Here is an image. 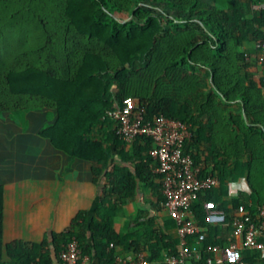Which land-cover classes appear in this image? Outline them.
Wrapping results in <instances>:
<instances>
[{"label":"trees","instance_id":"1","mask_svg":"<svg viewBox=\"0 0 264 264\" xmlns=\"http://www.w3.org/2000/svg\"><path fill=\"white\" fill-rule=\"evenodd\" d=\"M51 1L62 25L45 36V44L28 47L25 41V46L0 53V95L15 94L17 110L52 109L54 119L40 129V136L57 150L88 161L93 182H105L89 222L74 219L64 231L49 232L38 243H4L0 190V264H53V256L59 259L72 239L88 264H116L119 246L134 255L143 253L145 261L177 255V238L165 244L153 218L140 225L144 237L139 240L113 228L117 212L110 205L129 202L136 179L165 212L161 176L148 154L152 142L123 141L108 116L128 97L138 100L143 122L163 116L186 124L190 139L184 152L200 177L218 181L193 206L196 224L205 228L196 264H206V246L233 241L236 208L244 206L253 219L264 204V84L244 49L247 43L264 41V8L252 9L264 0ZM10 10L9 1L0 0V26ZM6 26L15 37V28ZM3 37L0 27V42ZM250 54H258L255 47ZM115 154L129 168L114 166L103 173ZM239 179L249 193L231 198L229 184ZM208 200L224 212L223 223H205L203 203ZM169 225L175 230L173 221ZM164 227L167 232L168 224ZM242 257L259 264L256 251L244 250Z\"/></svg>","mask_w":264,"mask_h":264},{"label":"crops","instance_id":"2","mask_svg":"<svg viewBox=\"0 0 264 264\" xmlns=\"http://www.w3.org/2000/svg\"><path fill=\"white\" fill-rule=\"evenodd\" d=\"M262 8L264 2L252 5L254 12ZM254 46H244L251 57L249 59L253 57L250 53ZM256 71L259 77L263 73L259 66ZM16 105L15 94L6 91L0 95L2 237L4 243H38L49 232L64 231L74 219L84 217L89 222L98 207L105 179L101 178L99 184L94 183L88 161L57 150L48 139L40 136V129L54 119L52 109L17 110ZM114 166L129 168L130 165L115 154L104 164L103 173ZM155 182L158 183L157 180ZM228 189L229 195L249 193L244 179L229 184ZM155 202L151 191L136 179L132 199L124 206L116 202L110 205L117 212L113 228L121 236L131 234L133 239L139 240L144 237L140 225L145 219L153 218L158 224L157 233H163L164 243L171 244L176 239L174 227L169 225L172 220L158 210ZM165 223L169 226L167 232ZM88 242L93 243L89 233ZM115 253L117 260L144 259L143 253L134 255L131 249L127 250L124 246L116 247ZM84 259L88 264V257L84 256ZM53 264L61 262L53 256Z\"/></svg>","mask_w":264,"mask_h":264},{"label":"built area","instance_id":"3","mask_svg":"<svg viewBox=\"0 0 264 264\" xmlns=\"http://www.w3.org/2000/svg\"><path fill=\"white\" fill-rule=\"evenodd\" d=\"M254 47L258 54L249 60L263 69L261 79L264 84V41L256 42ZM108 116L117 123L116 133L123 141L131 143L139 139L152 142L148 154L156 163L154 172L161 176L163 206L175 224L178 240L177 255L164 256L161 262L151 263L138 257L118 259L116 264H196L202 256L205 228L196 224L193 206L199 196L216 186L218 181L211 176L200 177V169L184 152V145L190 139L188 126L163 116L143 122L138 100L132 97L123 99L119 106L108 112ZM229 196L236 198L237 194ZM203 208L206 224L224 222V212L217 209L212 201H204ZM231 236L233 241L226 246H206L205 252L210 255L205 260L206 264H255L243 260L244 250L258 252L259 264H264V204L253 219L245 207L239 205ZM58 257L61 264H86L75 239L64 245Z\"/></svg>","mask_w":264,"mask_h":264},{"label":"rangeland","instance_id":"4","mask_svg":"<svg viewBox=\"0 0 264 264\" xmlns=\"http://www.w3.org/2000/svg\"><path fill=\"white\" fill-rule=\"evenodd\" d=\"M5 1H9L11 4V10L9 13L3 14L1 18V22L3 23V25L0 26L1 34H4L0 42L1 54L5 53L7 50L10 51L11 47L14 48L18 45V48H20L21 46H25V41L28 47H37L45 44V36L48 34L50 36L51 33L56 30V26L62 25L63 23V21L58 18L57 7H55L51 0ZM7 24L15 28V37L11 35L12 31L7 30ZM42 32H44V37ZM8 33L11 34L8 35ZM51 38L54 39L53 36ZM17 41H20V43L18 42L19 44H17ZM246 46L252 47L253 44L247 43Z\"/></svg>","mask_w":264,"mask_h":264}]
</instances>
